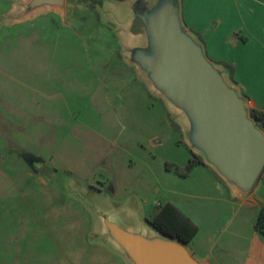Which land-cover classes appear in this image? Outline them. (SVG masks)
<instances>
[{
    "label": "rangeland",
    "instance_id": "1",
    "mask_svg": "<svg viewBox=\"0 0 264 264\" xmlns=\"http://www.w3.org/2000/svg\"><path fill=\"white\" fill-rule=\"evenodd\" d=\"M99 3L67 25L0 0V264H132L96 220L141 229L166 201L220 262L223 223L248 210L209 167L186 170L200 154L186 116L125 63Z\"/></svg>",
    "mask_w": 264,
    "mask_h": 264
},
{
    "label": "water",
    "instance_id": "2",
    "mask_svg": "<svg viewBox=\"0 0 264 264\" xmlns=\"http://www.w3.org/2000/svg\"><path fill=\"white\" fill-rule=\"evenodd\" d=\"M142 15L149 52L133 49L131 60L153 88L186 116L191 146L226 180L241 191L249 190L264 167V132L249 115L244 98L224 81L182 27L176 0H157ZM98 219L96 235L120 249L132 264H204L184 243L147 223L134 229L106 216Z\"/></svg>",
    "mask_w": 264,
    "mask_h": 264
},
{
    "label": "crops",
    "instance_id": "3",
    "mask_svg": "<svg viewBox=\"0 0 264 264\" xmlns=\"http://www.w3.org/2000/svg\"><path fill=\"white\" fill-rule=\"evenodd\" d=\"M30 1L24 0L20 8L28 16H35L41 11L51 12L60 16L67 25L71 23L73 8L87 7L86 3L79 0H60L58 3L47 0L35 5H31ZM156 1L101 0L98 6L103 11L106 24L117 30L118 45L125 63L133 65L146 79L145 72L131 60V51L138 49L149 52V39L142 13L152 9ZM176 1L180 24L201 47L205 57L219 71L224 81L244 98L247 110L250 107L264 110V0ZM104 2L108 4V9L103 8ZM67 13L69 17L66 22ZM221 60L233 66L234 82L228 78L227 70L217 63ZM178 111L182 112L180 109ZM256 126L262 130L257 124ZM196 150L202 161L225 186L228 199L224 201H239L237 206L247 208L249 220L243 217L235 219L233 216L225 220L222 231L226 236L220 240L221 246L218 248L220 262L212 256V237L207 238L205 248L189 247L188 244L186 247L197 261L204 264H230L232 260L236 264H264V233L255 229L257 211L260 207L264 208V167L251 188L241 191L221 176L205 160L203 154ZM174 206L196 224L190 214Z\"/></svg>",
    "mask_w": 264,
    "mask_h": 264
},
{
    "label": "trees",
    "instance_id": "4",
    "mask_svg": "<svg viewBox=\"0 0 264 264\" xmlns=\"http://www.w3.org/2000/svg\"><path fill=\"white\" fill-rule=\"evenodd\" d=\"M86 2L89 7H93V3H99L100 0H82ZM217 63L221 64L226 70L228 78L234 82L233 79V66L225 61H217ZM249 115L254 119L256 124L264 131V110H259L250 107ZM191 157H189L188 162L186 164V170L190 169L195 164H202L208 167L202 159L192 153ZM145 222L151 226L152 228L160 231L166 236L178 239L185 245L189 242V240L193 237V235L197 231V226L194 222H192L187 216H185L182 212H180L173 204L170 202H164L161 204H157L154 208V211L144 218ZM255 229L264 233V208L260 207L257 211V215L255 218Z\"/></svg>",
    "mask_w": 264,
    "mask_h": 264
}]
</instances>
